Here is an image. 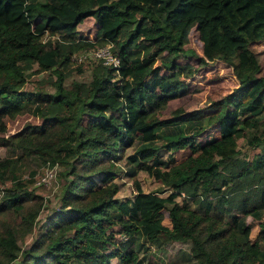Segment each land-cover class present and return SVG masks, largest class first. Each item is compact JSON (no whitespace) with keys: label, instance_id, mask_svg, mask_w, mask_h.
<instances>
[{"label":"trees","instance_id":"obj_1","mask_svg":"<svg viewBox=\"0 0 264 264\" xmlns=\"http://www.w3.org/2000/svg\"><path fill=\"white\" fill-rule=\"evenodd\" d=\"M91 16L96 41L78 30ZM194 26L203 41L201 64L235 44L238 85L209 109L160 117L171 99L187 93L183 76L194 68L165 50L183 52ZM46 33L55 38L44 39ZM262 40L264 0H0V144L21 149L0 158V183L11 181L0 189V212L14 209L21 218L16 223L30 231L42 209L36 201L21 211L38 196L20 178L27 155L71 163L74 179L66 184L62 208L72 197L83 199L67 219H59L63 211L51 218L59 219L54 229L25 251L20 264H114L115 257L143 264V242L136 248L137 242L158 243L160 235L189 242L195 264H264V69L252 48ZM97 43H112L120 66L98 61L90 81L67 87L74 53ZM41 71L53 73L56 90H23L28 76ZM29 111L41 123L16 133L15 142L6 138L7 117ZM214 126L219 137L197 147L196 138ZM241 137L252 155H242ZM191 144L196 155L176 162V152ZM127 148L133 151L126 174L136 192L121 199L111 160ZM100 160L110 164L99 167ZM140 170L166 187L145 191ZM165 209L171 226L164 223ZM248 216L263 218L255 241ZM117 225L126 238L115 236ZM21 252L17 225H5L0 264H11Z\"/></svg>","mask_w":264,"mask_h":264},{"label":"rangeland","instance_id":"obj_2","mask_svg":"<svg viewBox=\"0 0 264 264\" xmlns=\"http://www.w3.org/2000/svg\"><path fill=\"white\" fill-rule=\"evenodd\" d=\"M94 25V26H93ZM78 30L84 37L96 41V34L98 31V24L96 19L92 16L85 18L84 21L78 25ZM44 39L52 38L46 33ZM102 44H96L90 49H84L90 51ZM184 51H180V54L176 56L173 52L168 54L169 56L176 57V61L181 63H191L193 70L190 74L183 76V80L187 84V93L169 102L167 107L160 111V117H170L176 110L191 111L196 108L209 109L212 103L229 92L238 85V80L234 72V65L239 62V53L234 43H230V46L223 52L218 53L217 58L209 62L208 64H201L200 56L203 55V41L200 39L199 30L194 26L189 33V41L184 45ZM256 56L264 69V40L256 42L252 45ZM80 51L75 53L72 57V63L70 67L71 73H68L65 78V85L72 87L75 81H90L92 79V70L97 61L90 59L89 57L80 58ZM160 60H157L156 64H160ZM164 72L168 71V68H164ZM55 80V76L51 71H41L28 76L26 83L23 85L25 91H45L48 93L54 92L55 86L51 82ZM41 117L36 116L29 112L18 114L16 117H7V131L3 135L15 142L14 135L23 131L26 126L41 123ZM218 128L216 126L209 128L199 135L196 139L197 147H201L208 141L218 138ZM239 148L242 151V155H252L253 150L246 144V139L241 137L238 140ZM133 148H127L125 152L119 153L118 157L111 160V167L116 172V180L120 184V190L117 193L119 198H125L132 196L136 190L134 187L133 178L126 174V157L132 153ZM260 151V150H259ZM258 151V152H259ZM167 150H163L162 154L167 157ZM21 154V149L15 145H3L0 144V158H6L7 156ZM196 153L193 152L192 144L178 150L175 154L176 162H180L187 156ZM110 162L108 160H100L97 166H108ZM72 164L63 166L59 162L52 164L49 160L40 156L27 155L22 158L21 162V180H23L29 190H33L37 198H32L25 201L24 207L21 210L26 213L31 207H33L36 201L43 204L42 209L35 220V223L30 231H27L25 225H19L16 221L21 219L17 216L14 209H6L0 212V230L5 225L15 223L17 225V239L22 246V252L19 258L13 261L11 264H20L23 259L26 250L30 249L32 245L37 241L44 238L46 233L54 229V222L67 219L72 215V211L68 212L72 206L83 203L82 198L72 197L71 206L62 208V198L65 192V187L68 182L74 179V174L71 172ZM87 173H90L88 171ZM137 178L141 181L142 187L145 191L156 190L162 185L160 180L149 175L146 171L140 170L137 174ZM9 179V178H7ZM11 185L10 180L0 183V189H5ZM170 188H168L163 195L168 194ZM181 201L182 197H178ZM59 219H51L59 212H61ZM165 218L164 223L172 225L169 211L164 210ZM262 219H255L252 216L247 217V221L251 223L252 229L250 232L251 241L257 239ZM120 225L113 228V233L116 237L126 238L120 232ZM46 239V238H44ZM160 242L147 241L144 238L139 239L136 244V248H139V242H143L140 248V258L143 264H195V260L192 257L190 251L189 242L173 241L165 235H160ZM44 244L39 247V251H43ZM114 264H122L118 257L113 259Z\"/></svg>","mask_w":264,"mask_h":264},{"label":"built area","instance_id":"obj_3","mask_svg":"<svg viewBox=\"0 0 264 264\" xmlns=\"http://www.w3.org/2000/svg\"><path fill=\"white\" fill-rule=\"evenodd\" d=\"M112 47H113L112 43H105L90 51L85 50L84 52H82V50H80L81 55L79 57L83 58L87 56L90 59H93L97 62L101 61L105 65L118 68L120 66V58L115 53ZM2 193L3 191L0 192V196L2 195Z\"/></svg>","mask_w":264,"mask_h":264},{"label":"crops","instance_id":"obj_4","mask_svg":"<svg viewBox=\"0 0 264 264\" xmlns=\"http://www.w3.org/2000/svg\"><path fill=\"white\" fill-rule=\"evenodd\" d=\"M91 17H92V16H91ZM93 26H94V25H93ZM176 98H178V97H176ZM176 98L171 99L169 102L171 103V101L174 100V99H176Z\"/></svg>","mask_w":264,"mask_h":264}]
</instances>
